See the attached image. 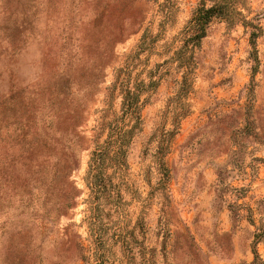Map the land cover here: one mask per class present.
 <instances>
[{
  "label": "rangeland",
  "instance_id": "1",
  "mask_svg": "<svg viewBox=\"0 0 264 264\" xmlns=\"http://www.w3.org/2000/svg\"><path fill=\"white\" fill-rule=\"evenodd\" d=\"M199 1L0 0V264H264V0L247 4L263 29L255 76L245 28L214 19L174 138L175 73L143 108L128 165L108 169L113 197L87 186L116 69L146 29L159 40L138 70L163 62ZM59 92L82 109L83 141L55 131Z\"/></svg>",
  "mask_w": 264,
  "mask_h": 264
},
{
  "label": "trees",
  "instance_id": "2",
  "mask_svg": "<svg viewBox=\"0 0 264 264\" xmlns=\"http://www.w3.org/2000/svg\"><path fill=\"white\" fill-rule=\"evenodd\" d=\"M248 0H200L192 11L181 31L174 37V41H179L180 45L172 50L171 44L164 42L163 54L167 58L163 62L156 63L152 68L146 67L138 70L142 63H148L149 57L142 59V55L152 53L158 45V36H152L149 29L144 32L140 43L128 54L123 66L116 69L112 84L107 88L104 103L105 108L100 110L101 116L96 132L93 137L95 148L91 153L89 169L87 173V186L91 189V194L98 204L102 199L113 197L107 195V186L112 182V177L107 175L109 168H114V172L123 170L128 165L127 152L134 137L141 132L143 127L142 110L150 102L151 95L159 88L161 82L172 74L180 75L175 78V94L168 101V111L172 112V123L174 128L165 132L168 142L177 134L181 120L190 112V105L186 101L194 83V74L197 68V53L201 48L203 39L207 36L210 23L219 18L228 27L242 25L249 35V43L252 46L253 77L257 72L259 59L257 55V39L262 35L263 29L259 18L249 17L250 8L247 6ZM247 11V12H245ZM162 52H156L162 55ZM254 80V79H253ZM69 85L72 79L67 80ZM58 93L55 99L59 100L57 108L58 123L56 132L69 134L72 138L83 141L84 137L75 132L78 123L82 121V109L76 106L73 97ZM71 94V92H69ZM255 88L252 83L248 87V98L252 101ZM120 99L119 110L114 109V101ZM247 117L246 129L251 123ZM26 132H30L37 138L43 140L49 135L46 129L27 125ZM31 127V128H30ZM253 130L246 133L251 134ZM107 133V137L101 141V137ZM78 159L72 156L70 169L77 167ZM163 169L164 166H162ZM78 190L72 187V197L69 207L74 206V199ZM96 208H99V205ZM253 223V220H249ZM257 257V252L254 250Z\"/></svg>",
  "mask_w": 264,
  "mask_h": 264
}]
</instances>
